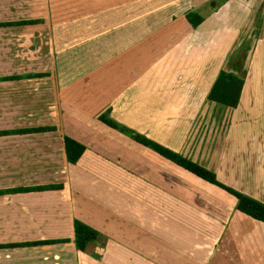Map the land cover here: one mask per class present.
<instances>
[{
  "label": "crops",
  "instance_id": "0c3cea01",
  "mask_svg": "<svg viewBox=\"0 0 264 264\" xmlns=\"http://www.w3.org/2000/svg\"><path fill=\"white\" fill-rule=\"evenodd\" d=\"M209 1V13L199 14L203 20L197 27L189 23L190 31L183 33L169 22L158 34L161 39L173 36L172 53L173 49L176 55L186 52L175 69L181 87L177 84L170 102L172 108L189 109V130L180 133L179 141L165 145L177 153L187 149L191 159L210 171L224 167L235 173L242 183L239 189L264 203V103L256 99L259 76L251 81L253 63L240 68V53L227 56L221 48L236 44L237 31L247 27L250 37L256 38L254 50L260 44L264 54V0ZM120 2L121 23L114 26L112 10L107 8V28L129 27L126 1ZM189 10L198 8L192 4ZM50 13V0H0V23H8L0 26V190L62 185L0 194V264H264V223L248 222L233 195L235 200L227 202L219 195L217 200L211 195L202 200L205 185L193 182L188 189L185 175L176 173L172 165L151 163L145 157L148 147L141 144L135 155L123 148L113 161L105 149L95 148V139H83L67 127L65 74L59 69L61 53L55 46L65 41V30ZM109 31L101 37L106 43L129 49L130 36L115 39L114 29ZM213 38L217 47L211 51ZM221 71L242 81L234 105L208 96ZM204 118L213 123L207 130L202 128ZM69 120L82 122L80 117ZM115 134L128 143L132 140L119 131ZM140 134L164 146L160 135ZM66 136L85 144L75 163L67 161ZM75 220L97 231L84 250L75 244ZM44 240L55 242L13 245Z\"/></svg>",
  "mask_w": 264,
  "mask_h": 264
},
{
  "label": "rangeland",
  "instance_id": "374dc122",
  "mask_svg": "<svg viewBox=\"0 0 264 264\" xmlns=\"http://www.w3.org/2000/svg\"><path fill=\"white\" fill-rule=\"evenodd\" d=\"M120 1L50 0L51 18L55 21H61V28L64 27L65 30V41H60L59 46L58 44L55 46L57 49L59 48L61 53L59 69L65 74L62 75L63 86H65L62 96L64 103H66L67 127L70 125L71 129L78 132L83 139L88 136L90 139H95V148L105 149V153L113 161L117 159L123 148L128 147L130 153L135 155L138 147L143 148V146L134 140H129V143L126 142V138L115 134L118 133L117 129L112 130L109 125L102 123L100 119L101 122L98 120L100 115L138 133L145 134L146 132L150 136L158 134L160 135L158 139L163 137L164 146H166L165 144L168 145L172 139L179 141L180 133L189 130V126L186 124L189 109L172 108L173 101L170 102L171 94L175 93L172 91L180 86L178 72H175V69L180 67V60L186 58L184 57L186 52L176 55V51L173 49L175 53H172L173 36L165 35L164 39H161L158 34L161 29H166L163 24H169V22L175 28L173 30L183 33L185 30L190 31L185 13L190 11L192 4L198 8L197 13L204 16L209 13L210 9L209 0H205L204 4L201 0H125L127 5L124 16H127L129 27L107 28L104 23L107 8L112 10L109 13L112 14L111 20L115 23L114 26L117 27L121 23V8H117V4L121 3ZM111 29L115 31L113 32L116 36L115 39L117 37L122 39L123 35L124 37L130 36L127 45L129 49L124 51L121 43H112L111 41L106 43V40L101 38L105 37L106 32H110ZM238 32L239 40L236 44L227 43L221 45V48L226 50L227 56L228 52L230 54H233L234 51L240 53L242 56L240 68L245 67L247 62L253 63V70L251 69L249 78L251 81H255V75L259 76L258 81L260 82H256V99H258V103H264V59L261 58L264 54L260 49L262 45L258 44V51L254 50L256 38L250 37L247 27L238 30ZM96 36H98V40H96ZM214 39L209 44L211 51L217 47ZM159 43L162 44L160 49ZM207 43L204 46H207ZM168 48L170 53L165 55L164 52ZM183 63L184 61H182V66ZM73 117H80L82 122L72 123L69 119H73ZM209 121L210 118H204L202 125L204 130L213 125L212 121ZM73 127H76V130ZM214 129L218 130V126L215 125ZM217 130L212 131V133L217 132ZM98 133L108 134L99 136ZM80 143L85 146L83 142ZM89 146L93 145L90 144ZM146 149H149V156L146 155L145 157L149 158L151 163L161 162L163 165H172L171 167L176 173L184 174L183 179L187 182L188 189L192 190L193 182H201L205 187L214 190V192L210 190L211 193H206L204 187L201 193L202 200L208 195H211V200L226 197L227 200L220 201L222 204L228 199L235 200L231 194L222 188L200 181L196 176L160 157L152 149ZM186 150H180L179 154L191 159ZM227 154L229 155V153H226L225 161L228 160ZM191 160L203 166L198 160ZM212 172L221 183L245 194L239 189V184L242 183L237 181L235 173L226 172L224 167L218 168L217 172ZM108 194H112L111 189H108ZM243 217H246L248 222L254 221L263 225L251 217L246 215ZM246 219L244 218V223H246Z\"/></svg>",
  "mask_w": 264,
  "mask_h": 264
},
{
  "label": "trees",
  "instance_id": "16d2710c",
  "mask_svg": "<svg viewBox=\"0 0 264 264\" xmlns=\"http://www.w3.org/2000/svg\"><path fill=\"white\" fill-rule=\"evenodd\" d=\"M186 20L191 24L192 27H197L203 20L202 16L195 11H188L185 13ZM32 22H37V20H32ZM25 22L19 21L17 24H22ZM8 25V23H0V26ZM242 81L238 79L231 73L221 71L216 78L210 92L209 98L216 102H221L226 105H234L237 102V98L241 89ZM103 123L109 125L110 127L117 129L122 134L129 136L132 140L152 149L158 153L163 158L167 159L171 163L183 168L184 170L194 174L195 176L217 185L218 187L224 189L237 199V209L244 214L250 216L253 219L261 221L264 223V203L245 195L231 187L224 185L219 182L214 174V172L207 170L203 166L198 165L186 156H183L170 148L163 146L152 139H149L143 134L135 132L127 127H123L119 123L115 122L110 118L104 116L98 117ZM65 150L67 161L70 163H75L79 160L85 146L80 142L74 140L71 137H65ZM62 185H45L37 187H17L9 190H0V194L11 193V192H23L32 190H46V189H56L61 188ZM74 235L75 244L79 250H84L86 244L97 237V231L91 226L79 221H74ZM55 242L53 240L44 241H30L15 243L16 246H26V245H36L43 243ZM2 245H0L1 247Z\"/></svg>",
  "mask_w": 264,
  "mask_h": 264
}]
</instances>
